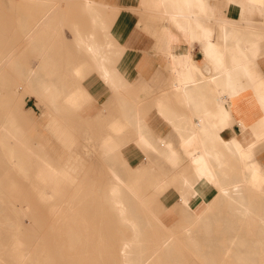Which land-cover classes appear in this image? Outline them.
Here are the masks:
<instances>
[{
  "label": "rangeland",
  "instance_id": "rangeland-1",
  "mask_svg": "<svg viewBox=\"0 0 264 264\" xmlns=\"http://www.w3.org/2000/svg\"><path fill=\"white\" fill-rule=\"evenodd\" d=\"M92 1L96 4L94 9L100 10L99 13L105 20H102L104 28H97V36L103 38V34L109 30L107 38L115 42L112 47L115 65L120 52L116 35L110 32V26L115 19L116 10L105 2ZM49 12L53 14L51 19ZM86 16L81 0H0V55L5 53L4 50L15 51L12 52L13 58H17H12L14 63L22 60L21 63L25 64L23 66H27L38 62L40 72L42 71L46 81L53 83L52 86H59V81L66 84L63 85L66 93L55 92L52 97L46 92L37 95L18 76H15L14 82L8 80L9 77L14 79V75L7 68L9 77L4 81L7 98L0 95V109L9 108L6 110L19 123L22 141L27 146L35 147L32 150L38 151V147H32L34 144L31 142H41L55 160L65 161L64 165L67 164L70 169L67 174L71 176V180L61 178L60 187L53 190H59L60 195H51V189L38 181L39 170L48 171L47 168L36 157H28L27 151L21 146L24 153L21 159L31 163L25 168V172H20L18 165L13 163L15 158L11 160L3 146L0 135V264H119L118 250L122 241L131 237V229L127 223L119 222L115 208L104 203L109 190L108 174L111 169L117 171L132 192L130 208L133 215L136 212L139 216L137 248L148 255L162 238L173 237L171 252L161 251V255L159 252L153 261L155 264H241L236 260L235 253L225 249L230 246L228 242L235 234H239L236 237L244 240L250 238V235L254 236L259 225L255 214L251 212L242 217L232 210L234 206L226 199L205 191L197 198L202 203L198 207L202 211L200 215L204 210L210 209L205 214L210 216V235L207 236L203 228L204 222L197 220L193 213L186 212L180 201L182 193L188 194L191 204L196 200L180 180V177L190 175V169L184 164L171 171L170 166L162 159L164 151L154 154L152 150L136 145V133L130 124L125 126L126 129L120 135L111 130L110 121L123 122V101L129 102L133 107L137 101L136 106L140 108H135L148 128V114L154 107V101L148 100L146 86H141L137 80H128L124 75L120 90L114 89L90 66L82 47H77L74 43L71 27L74 23L84 22L85 25L80 23L81 27L89 29L90 20ZM45 17L49 20L41 29L44 30H38L30 43L24 41L18 26L20 18H27L32 25ZM44 38L45 41L40 42ZM73 63L84 65V70L78 76V83L71 82L70 69ZM92 76L97 78L96 87L107 91L108 100L101 106H93L94 97L88 84ZM71 86L75 87L73 95L84 91L76 105H70L67 100V91ZM46 102L49 105L54 103L56 110L50 111ZM4 111L1 109L0 113ZM4 115V119L0 118L6 123L9 115ZM6 124L9 126V122ZM106 133L110 136L107 145L103 142ZM110 150L115 158L110 157ZM134 157L136 160L139 158V163L131 162ZM181 171L183 173L179 174ZM231 171H234L233 166ZM171 186L176 187L179 192L178 202L167 209L163 201L164 194ZM41 193L46 195L42 196ZM244 196L246 200L253 201L254 208H264V198L261 195L248 189L244 191ZM52 207L58 210L52 213ZM231 220L237 224L233 228L230 227ZM257 256L260 258L257 264H264V252L261 251ZM19 257L24 258L22 263L19 262Z\"/></svg>",
  "mask_w": 264,
  "mask_h": 264
},
{
  "label": "crops",
  "instance_id": "crops-1",
  "mask_svg": "<svg viewBox=\"0 0 264 264\" xmlns=\"http://www.w3.org/2000/svg\"><path fill=\"white\" fill-rule=\"evenodd\" d=\"M99 1L116 10L110 26L120 52L116 72L146 86L154 101L147 126L163 142L171 171L190 169L188 147L223 181L255 168L264 176V0H183L179 26L169 19L167 0ZM88 84L93 106L103 105L106 89L96 87L95 76ZM178 195L173 186L164 194L167 209Z\"/></svg>",
  "mask_w": 264,
  "mask_h": 264
},
{
  "label": "bare ground",
  "instance_id": "bare-ground-1",
  "mask_svg": "<svg viewBox=\"0 0 264 264\" xmlns=\"http://www.w3.org/2000/svg\"><path fill=\"white\" fill-rule=\"evenodd\" d=\"M81 1H82V9L87 15L86 18L87 19L89 18V20H90V26L87 25L90 28L84 30L83 29L84 27H81V25H80L81 22H79V24L73 22L74 24L71 27H72V36H73L74 43L77 47H82L84 55L87 58L86 61H88L90 66L98 73V75L102 79L107 81V83L112 88L119 89L123 85V78L118 74L119 72L118 73L116 72L115 65H114V56L112 54V47H113V44L115 42H114V40H112V41L108 40V38H107L108 35L106 33L109 30L106 33L104 32L105 34L100 32L101 35L102 34L104 35L103 38H100L97 36V34H99L96 31V30H98L97 28H104L103 27V23H104L103 21H105V20L102 19V17H104V16L101 14V12L99 13L100 10L98 11V9L97 10L94 9V6H96V4L92 0H81ZM159 1L161 3L164 2V0H159ZM167 1H168V7L171 8V10H172L171 12L168 13L169 19H170V21H174L179 26V21L175 20V18H176L175 16H178V14H180V12H184V13L186 12L184 1L183 0H167ZM161 9H162V11L160 13H161V15H163L164 10H163V8H161ZM49 13L51 14L52 12H49ZM50 14L48 15L49 18H50V16L53 15V14H51V15ZM47 17H45L44 19L41 18L42 19L41 21L38 20L36 22H33L32 25L28 23L27 18L26 19L20 18L18 26H19V30H20L21 36L23 37L24 41H26L27 43L28 42L30 43L33 40L35 34H37L38 30H40V31L44 30V29L43 30H41V29L43 28L44 25H46L47 21L49 20ZM58 18H60V17H58ZM54 19L55 18H53V20ZM29 20L32 21L31 19H29ZM76 21H78V20H76ZM57 22L59 23V21H57ZM52 23H54V22H52ZM60 24H62V22ZM83 24H84V22H83ZM106 24H105V26H106ZM54 25H59V24L54 23ZM71 27H69V28H71ZM53 31L55 32V30H53ZM47 32L49 33L48 29H47ZM52 32H51V34H52ZM59 32H60V30H59ZM96 32H97V34H96ZM44 33H46V32H44ZM42 37H43V35H42ZM47 37H48V35H47ZM57 39L59 40V38H57ZM47 40H46V43H49ZM49 40H50V38H49ZM44 41H45V38H44V40H42L40 42H44ZM44 45H45V43H44ZM71 46H72V43H71ZM51 47H52V45H51ZM42 49H43V47H42ZM47 49H48V46H47ZM0 51H2V50H0ZM3 52H5V53L0 55V95L1 96H4L7 92V90L4 87V81L6 79H8V77H9L8 76L9 72H7V70H6L7 68L10 70L11 74L14 75V79H13V77L12 78L9 77L10 79H8V80L14 82L15 78H16L15 76H18L21 80H24L28 83V85L30 86V88L34 94L40 95L42 92H46L49 94L50 97H52L55 92L66 93L65 90L63 89V85L64 86L66 85L64 82L59 81V84H58L59 86L56 87L57 84L54 83L55 85L52 86L51 85V84H53L52 82L46 81V79L44 78V75L41 73L42 71L40 72L41 69H39V65H37L38 62L37 63L32 62L30 65L23 66L25 64L21 63L22 60L21 61L19 60L20 61L19 63L18 62L14 63V60H16L17 58H13L14 55H12V54H14V53H12V52H15V51L4 50ZM38 57H39V55H37V58ZM12 58L14 59L13 61H12ZM75 58H76V56H75ZM76 60H74L73 62L75 63ZM74 63L70 69L71 70L70 71L71 82L78 83L80 81V80H78V76L81 74L84 65H76V64L74 65ZM71 64H72V62H71ZM79 64H80V62H79ZM87 66L88 65H86V67ZM18 77H17V79H18ZM20 79H19V81H20ZM75 87H78V86H76V84H75ZM71 88H72V90L74 89L72 86H71ZM71 88L68 89V91H67V94L69 95L67 97V100H68L70 105L71 104L76 105L78 100H80V98H81L80 96H83L84 91L81 90L82 92L74 93V95H73L72 93L75 92V89L73 91H71ZM5 97L7 98V95H5L4 98ZM58 99H59V97H58ZM60 99H61V96H60ZM39 100L43 101L41 99H39ZM1 101L2 100L0 99V105H1ZM5 101H6V99H5ZM60 101L63 103L62 100H60ZM60 101H58V102H60ZM53 102H54V100H53ZM56 102H57V100H56ZM135 102L137 104V101H135ZM38 103H40V102H38ZM46 103H48V102H46ZM64 103H66V102H64ZM53 104L49 105V103H48L50 111L56 110V107ZM136 104H135V106H136ZM155 105L157 106L159 111L162 113L163 109H164L163 101L162 100L156 101ZM81 106H83V105H81ZM135 106L133 107L132 104H129V102L123 101L121 103V114H122L121 118H122L123 122H117V120L110 121L109 125H110L111 130L116 135H120L123 132L125 126L127 124H130L133 128V131L136 133V138H135L136 145L141 146L143 148H146L148 150L156 151V152L157 151H163V148H164L163 142L152 137L151 131L145 126L144 120L142 119L141 114L136 110ZM59 107L60 106H58V109H59ZM1 109L4 111V110L9 109V108L6 107V109H4V107H1ZM4 112L2 114L0 113V115H1L0 117L3 118L5 116L4 114L9 115L8 116L9 119H7V121H6V123L9 122V126H7V124L4 122V120L2 121V119L0 118V135L2 136L3 146L6 148V151L9 155V157L11 158V160L15 158L13 163H16L18 165V170L20 172L26 171L25 168L31 162L30 161H24L21 159V157H23L22 154H24L23 151L21 150V148L23 147L27 151L28 154H26V155L28 157H31V156L36 157L38 162L40 164L44 165L48 170V171L39 170L38 181L40 182V184H42L44 187L50 188L51 189V195H60L59 190H57V191H53V190L58 189L60 187V179L61 178H63V180H65V179L71 180V176L67 174L68 171H70L69 166L67 164L64 165L65 161L58 162L57 160H55L50 155V153H48L45 146L43 144H41L39 141L31 142L34 144L32 147H34V146L38 147V151L37 150L33 151L35 147L31 148V146L29 147L26 145V142L22 141L23 138H22V133H21V128L19 126V123H17L16 121H14L13 118L10 117V112L8 110H6L5 113ZM54 116H55V114H54ZM56 116H58V115H56ZM184 118L186 119V117H184ZM62 120H64V119H62ZM186 120L188 122L189 119H186ZM180 122H182V121H180ZM22 127H24V126H22ZM190 131L191 130L189 129V132ZM124 133H123V135H124ZM106 134H105L106 135L105 137L103 136L104 137L103 142L105 145H107L109 140H110V136L108 135V133H106ZM195 135H196V132H193V131L189 134L185 133V135H184L185 147L188 146V144L186 143V140L189 142L190 139L195 138ZM23 137H26V136H23ZM123 139H124V137H123ZM28 144H29V142H28ZM115 145H117V144H115ZM187 150L191 156L190 162L192 164L190 166V175L187 177H185V176L180 177V180L183 183H185L186 189L191 192L190 194H192V196H194L196 198V200H194V202L191 204L188 194L182 193L180 196V201H181L182 205L185 207L184 208L185 211L193 213L197 220H201L202 222H204L203 228H204L207 236L210 235V231H209L210 216H205V214H206V212L210 211V209L204 210L203 213L200 215V212H202V211L198 207L200 205L199 203H200L201 199L197 198V197H199V194L205 193V191H209L211 193H214L215 195L219 196L220 199H226L228 201V203H230L232 206H234V208L232 210L234 212L236 211V212L240 213V215L242 217H244L248 214H251V212L254 213L256 220L259 222L258 231L256 233H254V236L250 235V238L245 239V240L242 238H237L239 236V234H235L233 236V239L228 242V244L230 246H227V248L225 250L227 252L235 253L236 254L235 255L236 260H238L241 264H257V260L260 259L257 255L261 251L264 252V208H262V209L254 208L252 205L253 201L252 200H246V198L244 196V191L250 189L255 194L261 195L264 198V176H262L259 173V170L255 168V169H251L248 173H245V171L242 170L241 175L238 176V178L232 182L223 181L219 178L217 171L215 170L214 166L198 164L197 162L199 159L196 158L194 153H193L195 150L188 148V147H187ZM109 154H110L111 158H115V155L112 154V150H110ZM198 155H200V154H198ZM171 156H172V152L169 151L168 157H171ZM16 159L19 161H16ZM119 170H120V168H119ZM120 174H121V172H120ZM108 175H110L109 176L110 182H109V187H108L109 190H108V193L106 195L107 198L105 199L104 203L106 202L108 205L115 208L119 222L120 223H127V226L131 229L130 230L131 231V234H130L131 237L128 239H124L121 243L119 250H118V252L120 253V256L118 257V260H120L119 264H153V263L155 264V262H153V261L157 258L159 252H160V255H161V251L167 252V253L171 252V245L173 243L172 242L173 237L169 236L167 238H162V240L159 241L160 242L159 245L156 246L155 249H154L155 245L153 246V250L151 249L152 251L150 252V254H148V255L143 254L144 250H140L137 248V245L139 243V241H138V236H139V220H138V218H139V216H138V214H136V212L133 215L132 209L130 208L132 192H130L128 190L129 185H127V183L124 181V179L114 169L109 170ZM62 182H64V181H62ZM158 186H159V184H158ZM41 195L44 196L46 194L41 193ZM135 196H136V194H135ZM56 210H58V208H55V207L51 208L52 213H55ZM231 221L232 222L230 224V227L233 228L237 224L233 223V220H231ZM160 238H161V236H160ZM23 260H24V258L19 257L20 263H22Z\"/></svg>",
  "mask_w": 264,
  "mask_h": 264
}]
</instances>
